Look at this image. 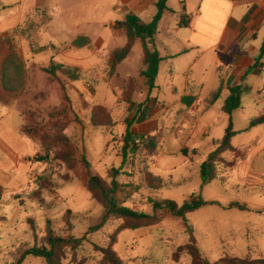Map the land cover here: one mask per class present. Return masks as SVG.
I'll return each mask as SVG.
<instances>
[{
	"label": "crops",
	"instance_id": "obj_1",
	"mask_svg": "<svg viewBox=\"0 0 264 264\" xmlns=\"http://www.w3.org/2000/svg\"><path fill=\"white\" fill-rule=\"evenodd\" d=\"M157 3L158 0H22L14 13H0V28L3 27L0 39L12 41L14 52L28 71L30 59L36 61L45 56L43 61L31 63L30 71L34 74H47L43 69L52 62L76 69L80 74L79 81H70L59 73L58 79L50 74L45 77L50 81L45 92L48 100L60 99L64 93L68 98L69 92L78 94L68 105L65 115L66 134L79 150V162L83 155L91 152V146L94 147L92 138L95 130L103 129L107 136L106 147L115 144L122 164L123 174L118 178L122 189L128 190L125 186L129 185L131 190H136L141 178L133 167L132 149L128 151L130 156L124 164L125 136L129 133L132 140L156 139L157 149L150 171L167 181L168 185L158 192L145 186L139 188L132 199L126 200L137 202L136 210L143 211L141 206L148 205L151 209L148 213H152L150 199L164 200L166 188L179 187L194 179L208 204L192 214L211 206L242 222L247 214L262 218L255 230L262 240L261 245L256 246L258 254L230 256L264 259V123L251 126L253 120L264 115V55L261 56L264 0H167L168 10L163 14L155 37V46L163 61L156 89L149 94L146 80L141 75L145 69L141 41L134 44L130 55L113 73L109 64L113 52L124 48L128 42L119 23L129 14L136 15L145 23L152 22L158 13ZM82 38L88 39L89 43L75 47L74 42ZM122 66L137 72L122 76ZM81 81L86 84L85 90L92 92L90 100L74 85V82ZM131 81L133 92L127 102L124 95ZM28 82L39 84L33 78ZM100 83L107 84L113 91V98L103 97V104L96 88ZM88 84L92 85V91ZM237 87L241 90V107L232 115L236 132L232 139L234 152L226 155L227 159L235 160V166L229 170L220 168V180L204 186L201 165L225 137L229 116L223 108L231 89ZM218 90L219 98L213 104L209 103L210 97ZM24 96L25 93L0 104V109H3L0 111V151L7 158L15 157L17 149L32 141L21 132L27 123L22 110ZM186 97L192 98L189 105L184 102ZM31 101L36 103L34 97ZM96 105L108 110L112 119L110 125H92V108ZM7 118H10V124L5 121ZM160 154H163L161 159ZM31 159L29 161L33 162ZM182 162L183 169L179 168ZM113 168L116 169L113 166L106 170V175ZM174 173H177L176 182L165 178ZM65 175L69 180L63 183L73 182L79 175L86 189L85 167L84 171H78V175L70 170ZM8 177L6 170L0 167V182ZM118 197L123 201L120 193ZM234 203L246 209L232 207ZM166 218L180 220L185 233H189V228L195 232L189 222L186 224L171 215H165L158 225L136 231L151 232L153 228L161 227ZM240 225L235 223V227ZM248 226L244 221L243 227ZM215 227L220 228L218 225ZM53 229L57 231V228ZM216 232L221 240L225 232L220 229ZM230 256L222 253L219 260L208 259L218 262ZM187 259L184 258L185 261Z\"/></svg>",
	"mask_w": 264,
	"mask_h": 264
},
{
	"label": "rangeland",
	"instance_id": "obj_2",
	"mask_svg": "<svg viewBox=\"0 0 264 264\" xmlns=\"http://www.w3.org/2000/svg\"><path fill=\"white\" fill-rule=\"evenodd\" d=\"M21 1L0 0V13L3 11L14 13ZM2 29L3 27L0 28V34L3 32ZM0 42V55L6 48L7 42L12 45L13 50L15 49L10 39H1ZM44 59L45 56H41L36 61L29 60V71L26 70V88L20 95L26 94L23 98L22 110L26 115L27 126L42 128L51 139H53L52 137L60 138L63 136V131H59L56 126L63 129L67 126L65 112L69 110L68 105L74 101V97H78V94L69 92L70 99L65 93L60 99H47L45 92L50 82L49 79L45 78L47 74L42 72L34 74L30 71L31 63H39ZM136 72L128 66L120 68L122 76L126 74L133 75ZM30 78L37 80L39 84L35 85L28 82ZM74 85L84 97L88 100L91 99L92 92L85 90L86 84L83 81L74 82ZM92 88L88 89L92 91ZM96 88L99 96L102 97L101 104L104 102L103 97L113 98V91L107 84L100 83ZM33 97L36 99V103L31 101ZM10 98L15 97H5L3 102ZM2 110L0 109V111ZM9 119L5 120L8 121V124L11 123ZM95 132V137L92 138L94 147L91 146V152L85 154V156L91 165L93 174L106 178V170L111 169L113 166L120 169L122 164L119 162L115 144L111 143L108 148L106 147L107 136L105 130L99 129ZM38 141L32 140L27 146L17 149L15 157L7 158L0 151V167L4 171L6 170L10 177L0 182V264H16L23 250L34 247L37 243L40 244L41 239L46 236L47 223L50 221L52 222L51 227L57 228L56 232L59 235H72L81 238L91 226L98 223L99 218L103 215L101 206L92 199L83 183H81L78 171H84V166L82 160L79 162V150L75 144L72 142L73 150L77 153V163L72 172L77 173L78 176L73 182L63 183L62 177L66 176L65 173L68 171L69 164L61 161L37 163L41 160V157L48 153L41 141ZM48 143L51 145L53 153H63L66 150L63 146L51 141ZM162 156L163 154H160L159 159ZM30 158L33 162L29 161ZM183 163L180 164L179 168L183 169ZM176 175L177 173L171 176L166 175L165 178H171L172 182H176ZM43 179L51 183L45 190H41V185L44 184ZM37 193L40 194V198L36 196ZM194 193L200 194L201 189L193 179L179 187L166 188L164 190V196L166 197L164 200H172L182 204ZM228 195L226 197H229ZM41 200H43V203L40 202ZM46 203L50 205L48 206ZM125 205L134 209L139 206L133 200L127 201ZM141 209L145 213L151 210L148 205H142ZM68 210L73 213L70 225H66L64 220ZM261 220L262 218L256 214H247L244 221L249 226L245 228L243 227L244 221L230 218L228 215L216 211L215 208L207 206L201 212L189 216V225L194 228L195 239L203 253L211 260H219L222 253L229 256L234 254H258L256 246L261 245L262 240L255 230L256 225ZM180 223V220L166 218L161 227H155L151 232H144V230L124 231L119 235L114 251L121 258L123 264H190V259L185 261L183 258L182 260L185 263H182V260L179 262L173 260L176 249L188 244L191 237L189 233L183 231V226ZM235 223H241L240 227H235ZM216 225L220 228H216ZM114 229L115 224L109 225L102 233L95 236L96 241H107L108 234L113 233ZM216 229L225 232L221 240L217 237ZM231 231L233 232L231 233ZM144 233L147 234L144 235ZM251 249L252 251H250ZM83 254L91 261H95L97 258L96 251L91 245L86 246V250L83 253H78L76 257ZM75 262V255L68 251L64 264H77ZM23 264L46 263L42 258L28 256Z\"/></svg>",
	"mask_w": 264,
	"mask_h": 264
},
{
	"label": "trees",
	"instance_id": "obj_3",
	"mask_svg": "<svg viewBox=\"0 0 264 264\" xmlns=\"http://www.w3.org/2000/svg\"><path fill=\"white\" fill-rule=\"evenodd\" d=\"M241 1V0H236ZM158 13L150 23H145L134 14L126 16L125 20L119 25L124 29L128 42L122 49L113 52L110 60V71L113 73L117 66L123 62L130 55L134 44L141 41L143 44L145 66L141 75L146 80L149 94L156 89V81L159 73V67L163 59L160 57L159 51L155 46V37L158 33L159 23L163 17L164 12L168 10L167 0H158ZM183 25V23H182ZM1 41V39H0ZM88 39L82 38L74 42L75 47H81L88 44ZM1 44V42H0ZM2 44H4L2 42ZM264 55V45L261 50V56ZM44 72L50 74L54 79H58V73L64 75L70 81H79L80 74L76 69L66 68L53 62L49 67L43 69ZM27 84V73L25 64L22 59L14 52L12 45L6 43V48L0 55V104L5 97L20 96ZM133 81L129 83L128 90L125 92L124 100L129 102L133 92ZM229 98L226 100L223 111L229 116V125L226 130L224 139L216 144L215 150L209 155L208 159L201 165V178L203 185L211 184L219 181V169L229 170L235 166V160L227 159V154L234 152L232 139L236 132L233 129L232 115L241 107L240 88H232ZM220 95V90L215 92L209 99V103L213 104ZM192 100L191 97H186L184 102L189 105ZM91 123L94 127L108 126L112 123V119L107 109L101 106H94L92 108ZM264 123V115L251 122V126H257ZM59 131H63V136L60 138H49L45 131L40 127H31L24 125L22 127V134L32 140H39L43 144L48 153L41 157L37 163H54L61 161L69 164L68 170L75 169L77 163V153L73 150L72 140L66 134V127L64 129L60 126ZM132 135L125 136V145L123 148L124 164L130 156L128 151L132 149L133 160L135 163L133 167L136 168L140 175L141 182L136 186V190H131L130 186H125L128 190H123L118 178L123 174L122 169H112L106 179L96 176L92 173L90 164L83 155L82 162L86 170L87 181L85 187L91 194L92 199L100 205L104 213L98 220L96 225L91 226L85 235L81 238H76L72 235H59L53 227L51 222H48L46 229V236L41 239L40 244L34 247L23 250L16 264H23L28 256L42 258L46 264H64L67 252L70 251L75 255V263L77 264H123L118 254L114 251V246L117 243L119 235L124 231H136L141 228L152 227L158 225L165 215H171L174 218L183 220L188 224V216L200 208L206 206L208 203L204 201L201 194H194L182 204H178L172 200L150 199L149 204L152 206V213H145L125 205L126 200L132 199L137 190L145 186L148 190L161 191L168 185V182L159 176L154 175L150 171V166L153 163L155 151L157 149V141L154 138H149L141 145H137L131 139ZM49 141L57 145L63 146L66 150L63 153H53ZM51 144V143H50ZM39 180V178H38ZM62 180L67 182L69 177L63 176ZM41 190H45L50 181L43 179ZM121 194L123 201L118 197ZM40 198V194H36ZM43 203V200H41ZM240 210H245L246 207L238 203L231 205ZM72 212L68 211L65 216L66 225L72 222ZM115 224L113 233L108 234L107 241L97 242L95 236L102 233L109 225ZM191 235L190 242L182 247H178L174 253L173 260L175 262L181 261L183 258H189L190 264H264V259H243L238 257H227L218 262H211L203 255L194 236V231L189 228ZM91 245L96 251L97 258L95 261L87 259L83 254L76 257L78 253H83L86 246Z\"/></svg>",
	"mask_w": 264,
	"mask_h": 264
},
{
	"label": "built area",
	"instance_id": "obj_4",
	"mask_svg": "<svg viewBox=\"0 0 264 264\" xmlns=\"http://www.w3.org/2000/svg\"><path fill=\"white\" fill-rule=\"evenodd\" d=\"M88 88H91V85L88 84ZM147 139H142V138H136L134 141L137 145H141L143 142H145Z\"/></svg>",
	"mask_w": 264,
	"mask_h": 264
}]
</instances>
